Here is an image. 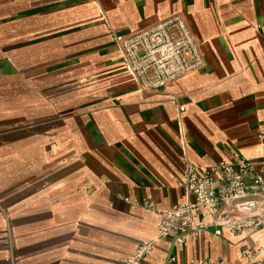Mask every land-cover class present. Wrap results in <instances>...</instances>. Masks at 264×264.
<instances>
[{"label":"crops","instance_id":"1","mask_svg":"<svg viewBox=\"0 0 264 264\" xmlns=\"http://www.w3.org/2000/svg\"><path fill=\"white\" fill-rule=\"evenodd\" d=\"M176 15L205 67L140 91L112 37ZM234 154L264 156V0H0V264H122L157 236L144 205L184 201L186 161ZM245 243L264 231L141 264L238 263Z\"/></svg>","mask_w":264,"mask_h":264},{"label":"built area","instance_id":"2","mask_svg":"<svg viewBox=\"0 0 264 264\" xmlns=\"http://www.w3.org/2000/svg\"><path fill=\"white\" fill-rule=\"evenodd\" d=\"M112 43L140 91L164 90L205 67L199 44L179 15L131 36L114 35ZM178 185L184 190L182 203L162 211L144 205L161 218L157 236L122 264H141L161 240L187 248L211 229L215 237L264 231V156L252 161L234 154L208 166L186 161ZM191 264H264V243L243 244L238 263L208 259Z\"/></svg>","mask_w":264,"mask_h":264}]
</instances>
